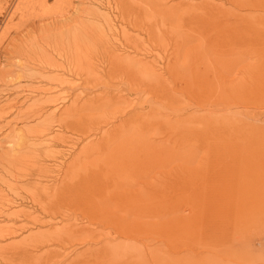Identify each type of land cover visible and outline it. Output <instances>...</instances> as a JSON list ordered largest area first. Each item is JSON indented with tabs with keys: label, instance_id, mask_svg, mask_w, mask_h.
Listing matches in <instances>:
<instances>
[{
	"label": "rangeland",
	"instance_id": "374dc122",
	"mask_svg": "<svg viewBox=\"0 0 264 264\" xmlns=\"http://www.w3.org/2000/svg\"><path fill=\"white\" fill-rule=\"evenodd\" d=\"M141 1L144 2L142 3L143 9L140 8L139 5H137L135 0H73V3L68 2V0H0V190H2L3 193H5V200L6 199L7 200L6 202L4 201L5 202L4 205L6 207L8 206L7 204H9V202L13 200L11 202V205H9L6 209L8 210V208L10 207L8 211L11 210V212H15V209L19 210L17 211V214H19V216H16V218L15 215H13L10 216L9 219L2 220V218H6V217H2L0 220V225L1 226L4 225L3 227H7L11 224H16L20 227L22 226L25 227L26 230L24 229L22 230L23 232L20 231L17 235L11 237L17 240L19 245L21 244L19 246L20 251H22L23 253L25 252V250L29 251L28 253L23 255L24 257H22L23 258L22 264H26V263L28 264V260L30 259V255L28 254H30V250L34 246H36L34 247L36 249L33 251V253L35 252L36 261L39 258L36 264L38 263L49 264V262L47 263L45 262L48 257H50V259L52 260L53 258L59 260L60 258L66 259L64 263H60V264H67L72 261H74L72 264H96V261L99 262L100 259H96L92 255H90V253L99 246H103L105 243L109 242V239L106 238H102L101 242H97L96 240L94 241V239L92 241L88 240L87 237L89 236L90 237L105 236V235L102 236L95 232L96 226H100L102 229L110 232L109 234H106L105 237H116L118 236V234H121L120 228L118 229V227H126L127 221L130 222L132 217L134 221H135L134 216L137 217L136 220H141V218L137 216V213L138 211H140V209L142 210V208H144L145 206V198L140 196L141 194L145 196L144 188L142 187V183H141L143 177L140 178L141 176H145V173L143 174L144 169L142 168L143 162L140 161V163L141 162L142 163L139 164L138 162L139 159H137L138 161L137 160L135 161L138 163H136L135 161L133 162V166L135 163L134 167L130 165L132 163L131 161L132 157L129 156L127 158L128 156L127 152L130 150L131 148L130 144L132 143L128 144L125 142L131 139L130 137L132 136L131 133L134 132L136 134L135 129L132 128L130 125L131 121H129L128 119L131 116H134L135 114L133 112L134 106H136L139 110H141L140 107H141V102L143 100V98L142 99L140 98L142 93L140 94L137 93V89H136L137 87H139L138 82H140L141 79L139 78V75L136 74V71L138 69H141L142 68L141 65L143 66L145 62H146L145 64H148L147 62L151 64L153 63L152 65H155L156 67L164 66L165 62H167L171 58V55L173 54L172 52L174 50L176 51L177 47L180 48L182 44L184 45V42L180 37L181 32L185 36L187 32H189V29H191L190 31L192 32V28L194 29L196 28L197 31H195V33L198 36H201L202 34L210 35L211 33H213L211 27L202 26V25L196 26V18L198 17L192 13L193 8H190L192 4H189L190 7L188 6L189 2L200 3L203 0H169L170 3H176L177 7H175L176 9L175 8L173 9L174 13L170 11L168 14L164 15L165 16L164 21L162 19V17L164 16L161 17V14H157L155 16L156 19H154L157 22L156 23L153 22L155 23L153 25L155 29L152 26L153 23H148L149 22L148 20H150L151 18L150 17L148 18V14H144L145 11L146 12L148 11L147 9H149L148 11L149 13H151L153 10L155 11V8L153 7L154 5L150 2L151 0L149 2L148 0L147 2L146 0H141ZM183 1L185 2L183 3ZM213 1L222 2L221 0H213ZM149 3L152 4L153 6L149 5ZM225 5L228 7L232 6V4H230L229 2L226 3ZM148 6L150 8L151 6L153 7V9L151 8L152 11L150 10V8H148ZM89 8L93 9V11L96 10L95 12H99V14L101 15V16L99 15L100 20L96 21V23L92 26V29H94L92 31L97 32L100 31L101 28H103L102 31H105L107 36H112V38L116 37L115 39L113 38L111 42H113L114 45H117V47H119L120 51L124 53V56L125 55L126 56L129 55L128 57L131 56L133 62L131 61L129 63L131 57L128 58L129 61H127L126 59L119 60L118 57L113 59L112 54L109 52V50L107 51L109 45H105L106 47L102 46V44L96 46V44L94 43L93 46L94 48L93 47L91 48L92 49L91 55L93 56L92 57L93 59L91 60V63L93 65L91 67H93V71L89 73L87 69L88 67H90L89 62L86 61V58H88L89 54L85 52V46L81 42V40H77L79 43V48L78 51L76 52L78 57H74L69 54V47H68L69 33L71 29L74 28L76 31L80 32L81 35L83 31V27L80 28L73 26L74 19H76V17L78 18V15H80V13L82 14L85 13L84 11H89L90 10ZM184 9H187V11ZM118 10L120 12H118ZM190 10L191 13L189 12ZM185 12L186 13L189 12V13L186 14ZM178 14L179 15L181 14L182 16L181 15L179 16ZM169 15L171 16V18L172 17L173 18L171 19ZM193 15L195 16V18ZM235 16L237 15L229 14L228 20L234 21ZM253 16L254 15H250V17ZM103 17L105 18L107 17L106 18L107 20H105V18ZM186 17H188L189 19L191 18L192 20L190 19L191 21L189 22V20L186 19ZM101 18H103L104 20ZM254 18H257V16ZM173 19H177V22L178 21L180 22V24L179 23L178 24L179 27L182 26L181 27L182 29L174 30L177 28L173 26L174 25L177 26L178 24L176 25L177 22L176 20H174L176 23L173 22ZM178 19L180 20L182 19V22ZM246 19H249V15L246 16ZM168 20L172 21L171 23H173L174 25L171 24L170 21ZM240 20L242 19L238 18L235 21L241 22ZM109 22L113 25L110 26L111 24ZM183 23L184 25H182ZM234 23H228V26L230 27L226 26L225 28V31H227V29L228 31L223 34L222 38L224 39L225 36L229 33L231 35L230 36L231 41L229 42L225 38L226 40L224 39V41L221 42L224 43L221 44L223 48L225 44L226 47H228L229 44H232L231 43L232 39L235 37L234 32H232L233 30L239 32V30L244 29L242 23H240V25L236 29L234 28L230 29L232 28ZM138 24L140 25V27ZM148 25L150 26L148 27ZM110 28H112V30ZM167 28H169V31L171 33L167 31ZM177 31H181V32H177ZM160 32L163 33L160 34ZM175 32H177L178 34ZM110 33H113L114 35ZM176 38L177 40L179 39L178 40L179 43L176 40ZM181 42L182 44H180ZM174 44H178V46ZM184 47H181V49ZM245 47L246 48H244V51L246 52V50L248 49L253 50L250 48H254V45H248L249 48H247V45ZM47 59H50L49 60L50 62L47 61ZM133 59L139 60L141 65L136 63ZM54 61H56V63ZM188 61L190 64H192L197 60L196 58H192ZM134 62L136 63L135 65H133ZM40 63L42 64L41 65L42 67L39 65ZM48 64L49 65L57 64L60 65V67L59 69L49 70ZM132 65L133 67L137 66V68L132 67L135 71L131 69ZM40 68L46 71L43 76L40 75L38 71H36L39 70ZM55 73L59 74V78L56 77L57 80L56 78L52 79ZM165 76L168 77L167 75ZM133 86L136 88H133ZM44 88H46V90H44ZM189 89L190 88H184L185 92H183L182 94L177 93V96H175V94L174 96L168 95L166 101L169 103L164 104L165 107L171 106L170 105L171 99L175 100L176 103L178 101H181L182 103L187 104L186 101L191 100L193 102L199 97L200 100H204L206 101V103L212 101L220 102L221 107L220 105H218L219 107L216 108L223 109L222 107H224V111L221 114L225 112L226 109L225 103L227 100V98L225 99L226 96L225 93L222 95L219 94L220 95L219 96L218 92L214 89L207 96H203V95L199 96L200 93L197 90L191 93L190 92L191 90ZM106 92L107 93L110 92L111 95H109L110 93L106 94ZM220 93L222 92L220 91ZM76 97H79V99L77 98L76 100ZM169 97L171 98L170 100ZM44 98L48 99L49 101L50 98L52 100L54 99L57 100L55 101V103H53V105L46 104L47 111L54 110L53 107H56L57 113L56 115H54L53 118H51L52 115H49L48 112L47 115L44 112L45 116L41 118L35 117L37 118L35 120V118H33L34 116H32L31 114L36 110L37 106L43 104ZM40 100H42V103ZM77 101L80 103V106L82 105L80 114L83 115L84 118L83 116L80 117L81 115L77 112H74L75 115H73V117L72 114L71 116L67 114V118L69 120L70 119L75 120L78 117H80L82 123H84V125L82 124L83 127L81 128V130L86 131V132L84 131L85 133L84 135L81 132H80L81 134L78 133L77 132L78 130H76L74 125L73 127L69 125L72 129L66 127L64 123L63 124L60 123L61 125L58 126L59 122H61L60 117L65 116L66 115L65 112L66 111L69 112L68 109L73 107V105ZM98 101L101 104H99ZM47 103H51V102H47ZM90 104H92L93 106ZM156 106H159L158 108H160L159 110L158 108H156V110L158 111L162 110V112L165 114L168 113V110L163 106V104H157ZM197 109L198 108H195V110ZM199 112L200 110L193 112L196 113L195 117L197 121L200 116ZM200 113H203V111ZM232 115L229 117L230 120L228 119L229 122L227 124L231 123L230 121H232L231 120V118L233 117ZM114 116H117V118L116 117H115L116 119L113 118ZM107 117H110L111 119L109 120V123L105 124V120L107 119ZM42 119L44 120L45 123V124L43 123V125H41L42 123L41 124L39 123L40 120L43 121ZM56 119L57 121H55ZM112 119L115 120L113 121ZM48 120L49 121L51 120V122L53 121L54 124L53 122L51 123ZM45 121H48L49 123ZM215 121L212 122L210 120H207V121L198 122V124L196 125L199 128V130L197 129L196 131L195 139L192 138V136L190 135H187V137H181L180 139L181 142L183 143L187 142L186 144L188 143L190 144L189 145L190 148L187 145H184L185 148L182 146V148L187 150L188 155L186 156V154L179 152L180 156H174V154L172 153L167 157L166 163H161L160 165L162 166L159 167L160 169L159 174H161V176H164L165 179L167 178L169 179V176L174 177L175 175L183 173V175L186 176V178L189 181H192L194 186H196V188L200 192L202 191L203 193L202 195L200 194L201 198L199 197V199L197 200L189 199V201L191 200L190 205L186 207L187 211L185 212L187 213L190 212L194 216V220L192 219L190 221L189 219H187L186 218L187 215H183V212L182 214H179L180 218L178 219L181 222V227H183L182 223L190 224V226L187 227V230H185V228H183L182 230L177 229L176 232L177 234L178 233L181 234V238L177 241L176 240L173 241V239H176V237H172V236L157 237L156 235H152V234L150 235L148 229L142 228L139 225L134 226L137 223L133 222V228L131 230L135 231L134 235H136L139 238L142 237L144 239L146 237L147 240L148 239L151 240L155 237L154 238L155 243L151 244L150 246L152 248L160 246L164 254L162 256V259H166L168 264H174V262H176V260L172 259L171 253L168 250L169 248H175L177 246L190 247L189 244H191V242L192 244L194 243L193 244L194 246L197 245L195 249L198 252H196L194 255L195 260L197 261L196 264L202 263L203 260L201 259L202 256L204 257V260L206 259L205 256H207L206 259L207 261L206 262L204 261V264H242L243 262L242 239H243L244 217L242 215V209H241L243 191L241 190L240 187V185L243 182H242L241 170L239 169L242 168L243 162H241L242 159L239 158L240 156L238 157V155H240L238 153L241 151V148H239L241 144L239 147H237L239 145L237 141L241 143L239 141L241 137L237 138V140L234 139L235 135H242L241 134L242 131L240 128L241 124L240 122H237V125H235L236 127L234 125H230L229 127H227L226 135H225V141L227 144L226 146L225 144H223L222 146V143H218L221 146L218 147H220L222 150L221 151L218 148L219 150L218 151L215 149L217 148L216 135H219L220 133L219 128L220 126H224V123L220 122L219 120L220 123L219 125L215 123ZM85 122H87L88 124L87 123L85 124ZM38 123L42 127L38 126L39 127L38 128L37 127V125H39ZM199 124L200 125L202 124V126H200ZM50 126L52 127V129L48 133L49 135L48 134H47L48 136L44 135L43 132L45 133ZM42 128H46L45 129L46 131L44 130L43 132H41L42 134H39ZM38 129H40L39 132H37ZM69 129H71L70 131L72 133L69 131ZM150 129L152 130V132H149L148 135L153 136L154 134H156L155 136L157 138H161L164 137V135L166 134L164 130L167 128L160 126L159 128L152 127ZM158 129L160 130L157 131ZM155 131H157L158 133H154ZM213 132L215 133L218 132V134L217 133L213 134ZM33 134L38 135L36 136L37 138L35 137L36 139L34 138L35 135L33 136ZM50 134L51 135L53 134L52 137H49ZM54 135L56 137H54ZM44 137L46 140L49 137L48 140L49 139L50 140L46 141ZM29 138H33L34 140ZM208 139L211 142V144L208 141ZM30 140L33 141L31 142V145H29ZM151 140L157 141L155 139H151ZM232 142L234 145L231 144ZM122 144H124L125 146H123ZM209 144L211 146L215 145L212 146L213 148L215 147L214 151L212 149L213 153L212 152L209 153L210 155L212 153V156H210L208 153L207 154L205 153L208 150V148L206 149V147L207 146L211 147ZM117 145H119L117 147L118 149L115 148V146ZM108 146L111 148H109ZM224 146L225 148H223ZM233 146L239 148L240 150L234 148ZM123 147L126 148L123 149ZM191 147H193L195 150L194 149L190 150ZM120 148L124 150L123 153H125V155L121 153L122 151L120 150ZM224 149L226 150L223 152ZM233 149H237V151L239 150V152L232 153ZM189 150L192 153L193 152L195 153V151L197 153L191 155L189 153ZM29 151H31L30 154ZM137 151L138 150L135 148L133 150V153H136ZM202 151H204L205 156L203 155L204 153ZM226 151H228L229 153H227ZM113 153L114 156L117 157V159H115V157L112 155ZM119 153L121 155H119ZM22 154L23 156L21 157ZM216 154L218 155L216 156ZM125 156L126 158H124L125 159L124 160L123 157ZM112 157H114L112 159L114 164H115L114 160H117L118 162V163L116 162V165L118 164V166L113 165V168L111 164H109L110 162L113 164L112 161H109V159H111ZM104 158H106L105 160H108L109 162L105 161ZM118 158L119 159L121 158L120 160L121 164L119 163ZM101 161H103V163ZM121 161H126V162H121ZM127 161H130L128 163V166L130 165L129 168L128 166H126ZM225 161L226 163H224ZM229 161H230L229 164H233V168L231 165L228 164ZM106 163L108 164L105 166ZM119 164L121 165V167L119 166ZM122 164H124L123 167ZM115 166L119 170L115 169L116 168ZM172 168L175 169L172 170ZM134 169H136L137 173L135 172ZM139 169L141 170L143 169V170L141 171ZM103 170L105 171V173ZM115 170H117L118 173L122 172V174L120 173L121 175L119 174L120 176L118 177L117 172ZM111 171H113L112 174L116 172L115 173L116 176L115 174H113L114 176L112 175L113 178H111L112 177ZM157 173L158 172L155 169H153L152 174L156 175ZM74 175L76 176V178ZM108 175L111 177H109ZM136 175H138V177ZM105 176L107 177L105 178ZM127 176H130V178ZM77 177L79 178V180ZM81 177L83 178V181L81 180ZM120 177L121 178L123 177L124 179L122 180ZM36 178L37 179L40 178L39 180L41 182L39 183V185H34L35 182L33 181H37ZM127 178L130 179V182L132 181L131 182L132 184L129 182V179ZM131 178L134 179V181L138 179V181L134 182L133 180H131ZM190 178L192 179L190 180ZM91 179L97 181L94 182ZM125 179H127V181ZM75 182L77 183V185ZM81 182L82 184H80ZM99 182L103 183V185L101 183L99 184ZM106 182H108L109 184ZM124 182H129V183L124 184ZM116 183L118 186V190ZM10 184L11 186L9 187ZM127 184L133 185L135 187L133 188L131 186H128L129 187L128 188L126 186ZM137 184L138 185L140 184L141 187H139ZM120 185L122 186L124 185L125 187L124 186L120 187ZM166 185H170V183H167ZM34 186L35 187L38 186V187L35 188ZM68 186H69V190L73 186H75L76 188L78 187L77 189L79 190L77 191H75L76 190L75 187L71 189L73 193L75 191L77 196L75 195V193L73 194L71 191H70L71 193L67 191ZM113 186H115L114 188H116L115 190L113 188L114 193L112 191ZM141 188L142 191L140 190ZM181 189L182 188H180V190ZM127 190L130 191L127 192ZM139 190L142 193L139 194L138 193ZM116 191H118V194ZM182 191L185 193V195L188 194L185 189H182ZM51 192L53 193L55 192V193L52 194ZM97 192L99 193L98 196L96 194ZM48 193L50 195L47 196ZM129 193L130 195H128ZM123 195L125 198L123 197L121 198V196ZM190 195H192V191H190L189 196ZM32 196L34 198H32ZM62 196L63 197L65 196V198L61 199ZM49 197L57 201L54 203L49 201L48 205L45 204V206L49 208V211L53 212L52 214L53 220L49 219L50 217H48L45 214L44 210L42 209L44 206V201H47ZM39 199L41 200V202ZM67 201L68 203H70L71 206L67 203ZM74 201L76 202L78 201L79 203L78 202L76 203ZM119 201H121L120 202L121 204H119ZM119 205L121 207L123 206L122 209L117 207ZM111 206L117 208L115 209ZM103 207L106 208L104 209ZM107 207L108 208L111 207L109 209L108 215H106V213H108ZM170 207L171 206L167 207V209H169ZM61 208L64 209L62 210ZM103 209L105 212H103ZM111 209L112 210L114 209L115 213L112 212ZM117 209L119 210L121 209L120 212ZM55 211H57L58 213ZM168 211L170 212L171 210ZM28 212L31 213L32 215H28L27 214ZM84 213H86V215ZM103 214L105 215L103 216ZM34 216L38 217L39 219L38 222L35 221V219L33 218ZM168 216L169 215L165 216L164 218L165 221L170 220V218H167ZM93 219L94 220L98 219V220L97 222L96 221L94 222ZM44 222H48L49 224H45ZM113 222H114V226L111 225L113 224ZM166 226L167 225H164V227ZM134 229H136L137 231L140 230L138 231L140 232V234ZM29 231L33 232L34 234L30 235ZM85 235L86 237H82ZM183 238H185V240L181 241ZM9 241L10 239L9 240L7 239V241L1 240L0 242L3 243L0 244L2 245L7 244ZM185 241H187L186 244L187 246L186 245L183 246V243ZM21 246L23 248H21ZM25 246L28 248H26ZM150 246H147V249H150L149 248ZM38 248L39 250L36 251ZM46 250L48 252H46ZM146 253H147V257H151V255L155 256L154 252H150L149 250H147ZM174 253L179 254V252H174ZM183 253L186 252L183 251ZM198 253H202V255ZM41 257L43 260L41 259ZM177 259H178V264L186 263L185 258H177ZM40 260L43 262H41ZM124 262L127 263L128 261L124 260Z\"/></svg>",
	"mask_w": 264,
	"mask_h": 264
},
{
	"label": "bare ground",
	"instance_id": "6f19581e",
	"mask_svg": "<svg viewBox=\"0 0 264 264\" xmlns=\"http://www.w3.org/2000/svg\"><path fill=\"white\" fill-rule=\"evenodd\" d=\"M135 1H136L137 5H139L140 8H142V6H143L142 3H144V2H142L141 0L140 1L135 0ZM149 1L150 0H148V2ZM221 1L222 2H215L213 0H210V1L209 0H203L200 3L199 2L198 3H193V2H191V3L189 2L188 3L189 7H190L189 4H192L191 7H190V8H193L192 9V13L198 17V18H196V26L202 25V26L211 27L212 30H213V33H211L210 35L202 34L201 36H198L195 33V31H197L196 28L195 29L192 28V32L190 31L191 29H189V32H187V34L184 36V34L181 31H177V32H181V36L180 37H181L182 41L184 42V45L182 44V42L180 43V44H182V46H180V48L177 47L176 51L174 50L172 52L173 54L171 55V58L170 59L168 58L169 60L167 62H165L164 66L156 67L155 65H152L153 63L151 64V63L147 62L148 64H145L146 62L145 63L143 62L145 64V66L143 64V66H144L143 67L140 64L139 60L133 59L136 63L140 64L141 67H142L141 69H138L136 71V74H138L139 78H141L140 82H138L139 87L136 88V87H134L135 86L134 85L133 88L137 89V93H139V94L142 93L140 98L141 99L143 98V100L141 102V107L138 105L141 108V110H139L136 106L133 105L134 106L133 107V109H134L133 112L135 114H134V116H131L128 120L131 121L130 125H131L132 128L135 129L136 134L134 132L131 133L132 134V136H130L131 139L129 141H125V142L128 143V144L132 143V144H130V146H131L130 150L127 152V155H128L127 158L129 156L132 157V160L130 158V160L132 161V163L130 165L133 166V162L135 160H137V159H139V161L137 160L139 162V164H141L143 162L142 163V168L145 171V172L143 171V174L145 173V176H141L140 178L143 177V180L141 179L142 180L141 183H142V187L144 188L145 196H143V194H141L140 196L145 198V206H144V208H142V210L140 209V211H138V213H137V216H139L141 218V220H136L137 217L134 216V218H135V221H134L133 217H132L134 215L133 214L131 216L132 218L130 217L131 218L130 222H128L126 220L127 221V225L124 224V225H126V227H118V229L120 228V233L121 234H118V236H116V237H105L106 234H109L110 232L102 229L100 226H96L95 232L97 234H100L102 236L105 235V236L104 237H90L89 236V237H87L88 240L92 241L94 239V241L96 240L97 242H101L102 238L109 239V242L105 243L103 246H99L98 248L94 249L91 252L92 254L90 253V255H92L96 259H100V261L98 260L99 262L96 261V264H168L166 259H162V256L164 254L162 252L161 247L157 246L155 248H152L150 246L151 244L155 243V241H154L155 237L153 239H151V240L148 239V240H150V241H148L146 239V237L144 239L142 237L139 238L136 235H134L135 231H133L131 229L133 228V222L134 223L136 222L137 224L134 225V226L139 225L142 228L148 229V231L150 232V235L151 234L152 235H156L157 237H162V236L171 237L172 236V237H176V239L172 238L173 241H175V240L177 241V240H179L181 238V234H179V233L177 234V232H176L177 229H181L182 230L183 228H185V230H187V227L190 226V224L182 223L183 227H181V222L178 219V218H180L179 214H182V212H183V215H187V217H186L187 219H189L190 221L192 219L194 220V216L190 212H188V213L185 212V211H187L186 207L190 205V201L191 200L189 201V199H194V200L199 199L200 194L201 195L203 194L202 191L200 192L196 188V186H194L192 181H189L186 178V176L183 175V173L175 175L174 177L173 176H169V179L168 178L165 179L164 176H161V174H159V170H160L159 167L162 166V165H160L161 163H166L167 157L169 155H171L172 153L174 154V156H180L179 152H181V153L186 154V156H187L188 152H187V150L184 149L185 148L184 145L189 146L190 144L189 143L186 144L187 142L186 143L181 142L180 141L181 137H187V135H190V136H192V138L195 139L196 138V131H197V129L199 130V128L197 127L196 124H198V122L207 121V120H210L212 122H214L216 120L215 123H217L219 125H220L219 120H220V122L224 123V126H220V128H219V130H220L219 135H216L217 136V140H216L217 148L214 147L216 150H218V148L221 150V148H220L221 146L218 143H222V146H223V144H225V146L227 144L226 141H225V135H226L227 127H229L230 125H234L235 126V125H237V122H240V124H241L240 128H241V131H242V133H241L242 135H235L234 136L235 140H237V138L241 137L239 139V141L241 143H239L237 141V143L239 145L237 146V144H236L237 147H239L240 144H241V146L239 147V148H241V151H240L241 153L239 152L240 149L237 148V147H234V146H233L234 148H237L239 150L237 151V149H233L232 153H234V152L238 153L239 152L238 154H240V155H238V157L240 156L239 158H241L242 159L241 162H243L242 168H239L241 170L242 182H243L240 185L241 190L243 191L241 209H242V215L244 217V219H243V239H242V256H243L242 264H264V0H221ZM68 2L73 3V0H68ZM146 2H147V0H146ZM150 2L154 6L152 4H150V3H149V5H152L155 8V11L154 10L152 11V9H153L152 6H151L152 9L148 6V8H150V10L152 11V12L150 11L151 13L148 12L149 9H147L148 10L147 12L145 11L144 14H148V18L149 17L151 18L150 20H148L149 21L148 23H153V22L156 23L157 21L154 20V19H156L155 16L157 14H161V17H162V16L168 14L170 11H172L174 13L173 9L175 7H177L176 3H170L169 0H151ZM184 2L185 1H183V3ZM228 2L230 4H232V6H229V7L226 6L225 4L228 3ZM120 4H121V2H120ZM135 7H136V5H135ZM186 8H188V7H186ZM144 10H146V9H144ZM184 10L187 11V9H184ZM95 11L96 10L93 11V9H90L89 11H84L85 13H82V14L80 13V15H78V18L76 17V19H74L73 26L80 27V28L83 27L82 35L80 34V32L76 31L74 28L71 29V31L69 33V46H68L69 47V54L74 56V57H78V55L76 54V52L78 51V48H79V43H78L77 40H81V42L85 46V52H87L89 54L88 58H86V61L89 62V66H90V67L87 68L89 73H91V71H93V67H91L93 65L91 63V60L93 59L92 58L93 56L91 55V53H92V49L91 48L94 46V43L96 44V46L99 45V44L100 45L102 44V46L109 45V48H107V51L109 50V52L112 54L113 59L118 57L119 60L120 59H122V60L126 59L127 61H129L128 58L131 57V56L128 57L129 55H127V56L125 55L124 56V53H122L120 51L119 47H117V45H114V43L111 42V40L113 38L115 39L116 37L112 38V36H107L105 31H102L103 28H101V30L99 29L100 31H97V32H93L92 31V30H94V29H92V26L96 23V21L100 20L99 18L101 16L99 14V12H95ZM118 12H120V11L118 10ZM189 12L191 13V10ZM189 12H187V13L185 12V13L188 14ZM229 14L237 15V16L234 17V19L237 20L238 18H241L242 19V20H240L241 22H237L234 19H233L234 21L228 20L229 19ZM248 15H249V19H246V16H248ZM250 15H254V16L250 17ZM169 16H167V17H169ZM256 16H257V18H254ZM137 17H138V15H137ZM243 17H245V18H243ZM103 18H105V17H103ZM103 18H101V19H103ZM106 18H105V20H107ZM170 18H171V16H170ZM194 18H195V16H194ZM162 19L164 21L165 20V16L162 17ZM186 19H188L189 22L192 20L191 18H190L191 19L190 20L188 17H186ZM170 20H168V21H170ZM174 20H176V22H177V19H173V22H175ZM178 20H180V19H178ZM139 21H141V20H139ZM180 21L182 22V19ZM171 22L172 21H170V23ZM186 22H184V23H186ZM155 23H153L152 26ZM178 23L180 24V22L178 21L176 23V25ZM184 23L182 25H184ZM228 23H234L232 28H230V29H233V28L236 29L240 25V23L243 24V28L244 29L243 30H239V32L236 31V30H233V31L230 30V31L234 32V36L235 37L232 39V42H231L232 44H229L228 47H226V44H225L224 48H223L221 44H224V43H221V42L224 41L225 38L229 42L231 41V39H230L231 35L229 33L225 36L224 39L222 38L223 34L228 31V29H227V31H225V28H226V26H228ZM171 24H173V23H171ZM179 24L177 26H175L173 24L174 25L173 27L177 28V29H174V30L182 29L181 28L182 26L179 27ZM242 24H241V27H242ZM103 25H102V27H103ZM112 25L113 24H111L110 26H112ZM144 25H146V24H144ZM149 26L150 25H148V27ZM98 27H99V25H98ZM98 27H96V28H98ZM139 27H140V25H139ZM228 27H230V26H228ZM153 28H154V26H153ZM110 29L112 30V28H110ZM110 29H107V30H110ZM174 30H173V33H174ZM167 31H169V28H167ZM177 32H175V33H177ZM161 33H163V32H160V34ZM110 34H113V33H110ZM166 34H168V33H166ZM166 34H164V35H166ZM167 39H169V38H167ZM176 40H177V38H176ZM178 43H179V41H178ZM174 45L178 46V44H174ZM246 45H247V48H249L248 45H254V48H250V49H253V50H249L248 49L250 51L249 52L248 50L245 49L246 50V52H245L244 48H246L245 47ZM255 46H256V48H255ZM181 47H184V48H182L183 50L181 49ZM251 51H252V53H251ZM189 57H191V58H189ZM192 58H196L197 61L192 63V64H190L188 60H190ZM49 60L50 59H47V61H49ZM47 61H46V63H47ZM131 61H132V57H131V60L129 61V63ZM54 62L56 63V61H54ZM135 62L133 63V65L136 64ZM39 65L41 66L42 64L40 63ZM133 65L131 66V69H133L134 67L137 68V66L133 67ZM59 67H60V65H57V64H53V65H49L48 64V69L49 70L59 69ZM36 71H38L39 74L42 75V76L46 72L45 70H43L41 68L39 70H36ZM133 71H135V70L133 69ZM165 75H167L168 77H166ZM56 77L59 78V74L58 73H55V75H54V77H52V79L53 78L55 79ZM169 79H170V81H169ZM56 80H57V78H56ZM144 81H145V83H144ZM184 88H190L189 90H191L190 91L191 93H193V92H195V90H197L200 93L199 96H201V95L207 96L214 89L218 92V95L219 94L222 95V94L225 93L226 96H227V97L225 96V99L227 98L226 103H225V105H226L225 112L223 114H221L224 111V107H222L223 109H219V108L217 109L216 108V107H219L218 105H220V102L212 101V102H209V103L207 102L206 103V101L200 100L198 96H197L198 97L197 99L195 97L196 100L193 101V102L191 100L186 101L187 104L182 103L181 101H178L176 103L175 100H173V99H171L169 97V100L171 99L170 100L171 101L170 102L171 106L165 107L164 104H168L169 103V102L166 101V99L168 98V95H173L174 96V94H175V96H177V93L178 94L179 93L182 94L183 92H185ZM44 90H46V88H44ZM220 91L222 93H220ZM217 92H216V94H217ZM109 93L110 92H108V93L106 92V94H109ZM109 95H111V93ZM77 96H78V94H77ZM45 98L43 99L44 100L43 104L39 103L40 105L37 106V108H36V110L34 112H32L31 115L34 116L33 118H35V117H40L41 118V117L45 116V114L48 115V113H49V115H52L51 118H53L54 115H56V113H57L56 107H53L54 110H48L47 111L46 104L53 105V103H55V101H57V100H55V99L52 100L50 98V101H49L48 99H45ZM77 98L79 99V97H76V100H77ZM186 99H189V98H186ZM177 100H179V99H177ZM40 101L42 103V100H40ZM78 101L73 105V107L68 109L69 112H67L65 110L66 111L65 112V114H66L65 116L66 117L65 116L60 117L61 118V122H59L58 126L61 125L60 123H62V124L64 123L66 125V127H69V128H71L69 125H71L72 127L74 125L76 130H78L77 132L78 133L81 132L84 135L85 134L84 133L85 130H81V128L83 127L84 123H82V120L80 118V117L83 116V115L80 114L81 109H82V105L80 106V103ZM38 102H39V100H38ZM47 102H51V103H47ZM118 102H121V101H118ZM123 102H125V101H123ZM99 104H101V103L99 102ZM108 104H110V103H108ZM157 104H163V106L168 110V113L165 114V113L162 112V110L158 111L160 108H158L159 106H156ZM37 105H38V103H37ZM90 105H92V104H90ZM48 107H50V106H48ZM194 107L198 108V109L195 110ZM220 107H221V105H220ZM156 108H158V110H156ZM193 110L194 111H199L200 110V112L203 111V113L199 112L200 116H199L198 121H197V119L195 117L196 113H193L194 112ZM226 110H228V111H226ZM44 112H45V114H44ZM74 112L79 113L81 116L79 115L80 117H78L75 120H71V119L69 120L67 118V114L69 116H71V114H72V117H73V115H75ZM94 115H95V113H94ZM231 115L233 116L231 118L232 121H230L231 123L227 124L229 122V120H230L229 117ZM115 117L117 118V116H114L113 118H115ZM83 118H84V116H83ZM36 119L37 118H35V120ZM57 119L55 121H57ZM110 119H111L110 117H107V119L105 120V124L109 123ZM64 120H66V121H64ZM97 120H98V118H97ZM48 121H45V122H48ZM71 121H73V122H71ZM49 122H51V120ZM39 123L40 124L42 123L41 125H43L44 120L43 121L40 120ZM86 123L87 122H85V124ZM40 124L37 125V127L38 126L42 127ZM53 124H54V122H53ZM160 126L167 128V129L164 130V132L166 133L164 135V137L157 138L155 136L156 134H154V133H158L157 131H159L160 129L155 131L153 133L154 134L153 136L148 135L149 132H152V130L150 128H152V127L153 128L154 127L159 128ZM200 126H202V124ZM50 127L47 129V131L45 130L46 128H42V130L38 129L37 132H39V130H40L39 134H42L41 132H43L45 130L46 132L45 133L43 132V134L48 136L49 135L48 133L52 129V127L51 128ZM93 128H94V126H93ZM71 129H69V131ZM79 129H80V131H79ZM95 129H96V127H95ZM104 133H106V132H104ZM216 133L218 134V132H216ZM216 133L213 132V134H216ZM86 134H88V133H86ZM34 135L35 134H33V136ZM52 135L50 134L49 137H52ZM36 136H38V135H35L34 138ZM41 136H43V135H41ZM54 137H56V136L54 135ZM48 138H47V140H48ZM69 138H71V137H69ZM29 139L34 140L33 138H29ZM44 139H45V137H44ZM151 139H155L157 141H154V140H151ZM209 139H208V141H209ZM32 140H30L29 145H31V142H33ZM196 143H198V142H196ZM210 144H211V142H210ZM231 144L234 145L233 142ZM231 144H229V145H231ZM26 145H28V144H26ZM122 145L125 146L124 144H122ZM193 145H195V144H193ZM118 146L119 145L115 146V148H117ZM120 146H121V144H120ZM182 146L184 148H182ZM212 146H215V145H212ZM212 146L211 147H209V146L206 147V149L208 148L207 151L205 150L206 154L207 153L209 154L210 152L213 153V151L215 149ZM218 146H220V147H218ZM225 146L223 148H225ZM109 148H111V147H109ZM124 148H126V147H123V149ZM135 148L138 151L136 153H133V150ZM189 148H190V146H189ZM123 149L120 148V150L122 151L121 153L125 155V153H123V151H124ZM192 149H194V148L191 147L190 150H192ZM212 149H213V151H212ZM23 150H26V149H23ZM113 150H114V148H113ZM190 150H189V153L191 155H194L195 153H197L196 151H195V153L194 152L192 153ZM225 150L226 149H224L223 152ZM234 150H236V151H234ZM125 151H127V150H125ZM30 152L31 151H29V154H30ZM106 152H107V150H106ZM202 152L204 153V151H202ZM226 152L229 153L228 151H226ZM22 153H24V152H22ZM114 153L112 154L113 156H114ZM205 153L203 154L204 156H205ZM212 153H211V155L210 154L209 155L212 156ZM108 154H109V152H108ZM110 154H111V152H110ZM112 155H110V156H112ZM116 155H118V154H116ZM119 155H121V154L119 153ZM217 155L218 154H216V156ZM22 156H23V154L21 155V157ZM114 157H115V159H117L116 156H114ZM114 157H112L111 159L108 158L109 161H112V159ZM124 158H126V156L123 157V159ZM18 159H19V157H18ZM105 159L106 158H104V160ZM88 160H90V159H88ZM118 160H119V163H120L121 158L120 159L118 158ZM187 160H189V159H187ZM99 161H100V159H99ZM105 161H108V160H105ZM114 161H115V164H114L113 161H112L113 164L111 162L109 163V164H111L112 168H113V165H116L117 160H114ZM140 161H142V162L140 163ZM197 161H199V160H197ZM101 162L103 163V161H101ZM121 162H126V161H121ZM129 162L130 161H127V165L126 166H128ZM138 162H136V163H138ZM89 163H90V161H89ZM224 163H226V161ZM229 163H230V161L228 162V164ZM45 164H46V162H45ZM107 164L108 163H106L105 166ZM120 164H119V166L121 167ZM123 165L124 164H122V167H123ZM229 165H231L232 168H233V164H229ZM108 166H110V165H108ZM116 166H118V164ZM129 166H128V168H129ZM134 166H135V163H134ZM221 166H223V165H221ZM140 167H141V165H140ZM140 167H138V168H140ZM176 167H178V166H176ZM130 168H132V167H130ZM107 169H108V167H107ZM110 169H111V167H110ZM115 169H118V168L116 167ZM153 169H155L158 172L156 175L152 174ZM173 169H175V168H172V170ZM219 169H221V168H219ZM134 170L136 172V169H134ZM139 170H141V169H139ZM115 171L117 172V170H115ZM109 172H110V170H109ZM112 172L113 171H111V176L116 173L115 172V173L112 174ZM170 172H171V169H170ZM170 172H168V173H170ZM104 173H105V171H104ZM120 173L122 174V172H119V173L117 172L118 177L121 175ZM150 174H151V177H150ZM39 175H41V174H39ZM74 176H72V177H74ZM111 176H109V177H111ZM113 176L111 178H113ZM115 176H116V174H115ZM136 176L138 177V175H136ZM37 177H40V176H37ZM92 177H94V176H92ZM106 177L107 176H105V178ZM127 177L130 178V176H127ZM75 178H76V176H75ZM95 178H96V175H95ZM98 178H99V176H98ZM129 178H127V179H129ZM140 178H139V180H140ZM39 179L36 178L37 181H33V182H35L34 185H39V183L41 182ZM101 179H102V176H101ZM121 179L123 180L124 178L122 177ZM127 179H125V180L127 181ZM191 179L192 178H190V180ZM78 180H79V178H78ZM81 180L83 181L82 177H81ZM99 180H100V178H99ZM120 180H118V181H120ZM131 180L134 181V179H132V178H131ZM92 181H94V180H92ZM96 181H94V182H96ZM105 181H107V180H105ZM135 181H138V179H136ZM114 182H116V181H114ZM129 182H130V179H129ZM129 182H124V184L125 183H129ZM3 183H5V182H3ZM66 183H68V182H66ZM100 183L101 182H99V184ZM106 183H108V182H106ZM167 183H170V185H166ZM7 184H8V181H7ZM80 184H82V182ZM101 184L103 185V183H101ZM121 184H122V181H121ZM140 184L139 185L137 184V185L139 187H141ZM76 185H77V183H76ZM114 185H115V183H114ZM118 185H119V183H118ZM10 186H11V184L9 185V187ZM69 186H70V184H69ZM69 186H68V190L66 189L68 192H70L71 189L73 187H75V186H73L69 190ZM89 186H91V185H89ZM116 186H117V183H116ZM121 186L122 185H120V187ZM126 186L127 187L131 186L133 188L135 187V186L130 185V184L129 185L127 184ZM37 187H35V188H37ZM84 187H85V185H84ZM114 187L115 186L112 187L113 193H114V190L116 189ZM77 188H76L75 191L79 190ZM93 188H95V187H93ZM113 188H114V190H113ZM164 188H165V190H164ZM180 188L185 189L188 194L185 195V193L182 191V189L180 190ZM117 190H118V186H117ZM140 190L142 191V188ZM140 190L138 192L139 194L142 193V192H140ZM75 191H74V193H75ZM129 191L127 190V192H129ZM190 191H192V195L189 196ZM4 192H7V191H4ZM62 192H64V191H62ZM66 192H65V194H66ZM71 192L73 193V191H71ZM116 192L118 194V191H116ZM198 192H199V194H198ZM51 193L54 194L55 192L54 193L51 192ZM96 194H97V196L99 195L98 192ZM120 194H119V196H120ZM133 194H135V193H133ZM6 195H7V193H6ZM48 195H50V194L48 193L47 196ZM75 195H76V193H75ZM128 195H130V193ZM136 196H138V195H136ZM122 197L125 198L124 195L121 196V198ZM32 198H34V197L32 196ZM49 198H48L47 201H44V206H43L42 209L44 210L45 214L48 217H50L49 219L53 220V215H52L53 212H50L49 208L47 206H45V204L48 205L49 201H51L52 203L57 202V201H55V200H53L51 198L49 199ZM63 198H65V196L64 197L62 196L61 199H63ZM104 198H105V195H104ZM144 198H143V201H144ZM116 199H118V198H116ZM6 200H5V193H3L2 190H0V220H1L2 217H6V218H2V220H4V219L6 220V219H9L10 216H13V215H15V218H16V216H19V214H17V211H19V210L15 209V212H11V210L8 211L10 207L8 208V210L6 209L9 205H11V202L13 201L12 200L11 202H9V204H7L8 206L6 207L4 205ZM141 200H140V202H141ZM59 201H61V200H59ZM40 202H41V200H40ZM74 202H76V201H74ZM120 202L121 201H119V204H121ZM135 202H136V200H135ZM62 203H63V201H62ZM67 203H68V201H67ZM83 203H82V205H83ZM103 203H100V204H103ZM68 204L70 205V203H68ZM60 205H62V204H60ZM80 205H81V203H80ZM114 206H116V205H114ZM119 206H117V207L122 209L123 206L122 207L121 206L119 207ZM169 206H171V207L169 209H167V207H169ZM111 207H113V206H111ZM110 208H108V213H106V215L109 214V209ZM113 208H115V207H113ZM61 209L63 210L64 208H61ZM104 209H103V212H105ZM117 210L120 212L119 209H117ZM130 210H133V209H130ZM168 210H171V211L169 212ZM23 211H25V210H23ZM65 211H66V208H65ZM111 211L114 212V209L113 210L111 209ZM123 211H122V214H123ZM55 212H57V211H55ZM86 213H84V214L86 215ZM133 213H134V211H133ZM27 214L28 215H32L29 212ZM130 214H131V212H130ZM34 215H36V214H34ZM66 215H67V213H66ZM104 215L105 214H103V216ZM135 215H136V212H135ZM166 215H169L167 217V218H170L169 221H165L164 220ZM105 217H107V216H105ZM33 218L35 219L36 222L39 221L37 216H34ZM91 219H90V221H91ZM97 220L98 219H96V220L93 219L94 222L95 221L97 222ZM60 222H61V220H60ZM114 222L111 225L114 226ZM44 223L45 224H49L48 222H44ZM100 223H101V221H100ZM108 223H110V222H108ZM164 225H167V226L164 227ZM3 226L4 225H2V226L0 225V241L1 240H3V241L6 240L7 241V239L8 240L10 239V241L7 244H3V245L0 244V264H22L23 263V261H22L23 258L22 257H24L23 255L28 253L29 251L25 250L24 253L22 251H20L19 246L21 244L19 245L18 241L13 239V238H11V237H14L20 231L23 232L22 230H24L25 227L24 226L20 227V226H18L16 224H11V225H9L7 227H3ZM83 227H81V228H83ZM136 229H134V230H136ZM108 230H109V228H108ZM138 231H140V230H138ZM138 233L140 234V232H138ZM142 233H144V232H142ZM32 234H34V233L30 232V235H32ZM77 234H78V232H77ZM93 234H94V232H93ZM138 236H140V235H138ZM32 237H34V236H32ZM82 237H86V235L82 236ZM24 238H26V237H24ZM28 238H27V240H28ZM183 240H185V238H183L181 241H183ZM192 240H193V238H192ZM46 242H48V241H46ZM0 243H3V242H0ZM186 244H187V241H185L183 243V246H185ZM193 244L191 242V244H189L190 247H180V246L178 247L177 246L175 248H169L168 249L170 251V253H171L172 259L176 260V262H174V264H178V259L177 258H185L186 259V263L185 264H196L197 261L195 260L194 255L198 251L195 249V247L197 245L194 246ZM41 246H42V244H41ZM147 246H150L149 247L150 249H147ZM34 247H36V246H34ZM34 247H32V249L30 250V254H28V255H30V259L29 260L26 259V260H28V264H36L38 259H39L38 258L37 261L35 259V252L33 253V251L36 248H34ZM21 248H23V247L21 246ZM26 248H28V247H26ZM38 250H39V248L36 251H38ZM147 250H149L150 252H154L155 256L151 255V257H147V253H146ZM129 251H131V252H129ZM183 251L186 252V253H183ZM46 252H48V251L46 250ZM54 252H56V251H54ZM174 252H179V254H175ZM198 254L202 255V253H198ZM56 255H57V253H56ZM39 256H40V254H39ZM205 257L207 259V256H205ZM41 259H42V257H41ZM201 259H203L202 263L200 262L201 264H204V261L205 262L207 261L206 259L204 260L203 256H202ZM65 260L66 259H64V258L63 259L60 258V260L56 259V258L55 259L53 258V260H52V259H50V257H48L45 262L46 263L49 262V264L50 263H52V264L59 263L60 264V263H64ZM124 260L128 261V262L125 263ZM199 261H200V258H199ZM24 262H25V260H24ZM41 262H43V261H41ZM73 262L74 261H72L70 263H67V264H72ZM38 264H40V263H38Z\"/></svg>",
	"mask_w": 264,
	"mask_h": 264
}]
</instances>
